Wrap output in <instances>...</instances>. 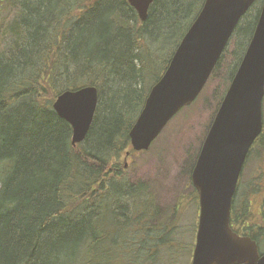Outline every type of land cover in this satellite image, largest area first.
<instances>
[{"label":"trees","instance_id":"16d2710c","mask_svg":"<svg viewBox=\"0 0 264 264\" xmlns=\"http://www.w3.org/2000/svg\"><path fill=\"white\" fill-rule=\"evenodd\" d=\"M204 1L153 0L142 21L127 0H0V264H172L162 255L171 246L185 257L170 241L177 219L160 215L147 184L127 180L126 157L150 88ZM258 2L230 39L226 88ZM85 86L99 100L73 146L53 104Z\"/></svg>","mask_w":264,"mask_h":264},{"label":"water","instance_id":"95a60500","mask_svg":"<svg viewBox=\"0 0 264 264\" xmlns=\"http://www.w3.org/2000/svg\"><path fill=\"white\" fill-rule=\"evenodd\" d=\"M142 21L153 0H127ZM257 0H205L159 80L151 87L129 137L148 150L167 124L204 89L241 18ZM264 1L243 59L224 95L192 170L199 220L191 264H264L250 236L231 225V209L251 147L264 129ZM99 100L95 86L65 90L53 104L72 127V145L83 142Z\"/></svg>","mask_w":264,"mask_h":264},{"label":"rangeland","instance_id":"374dc122","mask_svg":"<svg viewBox=\"0 0 264 264\" xmlns=\"http://www.w3.org/2000/svg\"><path fill=\"white\" fill-rule=\"evenodd\" d=\"M262 3L263 0H259L252 12L260 10ZM248 19H243V25ZM234 48L233 39L200 96L168 123L148 150L137 152L128 158L127 180L132 184H147L160 215H165L169 222L177 219V230L170 241L184 248L185 257L180 249L169 247L162 255L166 258L168 256L166 261L171 260L172 264H191V251L194 248L199 219V202L193 193L191 174L200 147L221 103L219 101L230 85L226 88L224 79L227 68L234 59ZM250 154L241 173L240 191H244L245 186L255 189V178L259 183L257 189L264 186V144L252 148ZM175 211L178 214L174 215ZM259 244L261 252L264 253V237L260 238Z\"/></svg>","mask_w":264,"mask_h":264},{"label":"flooded vegetation","instance_id":"af4514ba","mask_svg":"<svg viewBox=\"0 0 264 264\" xmlns=\"http://www.w3.org/2000/svg\"><path fill=\"white\" fill-rule=\"evenodd\" d=\"M240 180L241 177L233 201L236 212L233 213L232 209V227L238 234L250 236L258 241L264 237V186L257 189L259 183L255 178L253 181V185L256 186L255 189H251V186L250 188L245 186V190L240 191Z\"/></svg>","mask_w":264,"mask_h":264}]
</instances>
